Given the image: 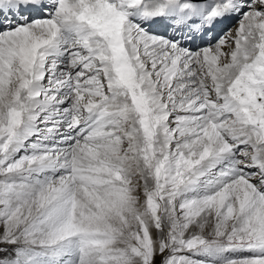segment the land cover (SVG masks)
<instances>
[{
  "label": "snow or ice",
  "instance_id": "obj_1",
  "mask_svg": "<svg viewBox=\"0 0 264 264\" xmlns=\"http://www.w3.org/2000/svg\"><path fill=\"white\" fill-rule=\"evenodd\" d=\"M0 264H264V0H0Z\"/></svg>",
  "mask_w": 264,
  "mask_h": 264
}]
</instances>
